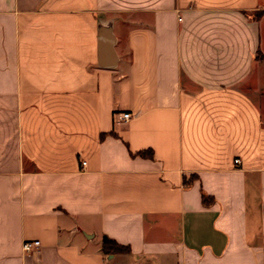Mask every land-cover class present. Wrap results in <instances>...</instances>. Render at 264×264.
<instances>
[{
  "label": "crops",
  "instance_id": "1",
  "mask_svg": "<svg viewBox=\"0 0 264 264\" xmlns=\"http://www.w3.org/2000/svg\"><path fill=\"white\" fill-rule=\"evenodd\" d=\"M0 264H264V0H0Z\"/></svg>",
  "mask_w": 264,
  "mask_h": 264
},
{
  "label": "trees",
  "instance_id": "2",
  "mask_svg": "<svg viewBox=\"0 0 264 264\" xmlns=\"http://www.w3.org/2000/svg\"><path fill=\"white\" fill-rule=\"evenodd\" d=\"M202 199L204 203H206L208 200V198L204 195L202 196ZM102 249L107 253L113 251L121 252L128 250L127 247L117 244L114 240L108 238L107 236L102 237Z\"/></svg>",
  "mask_w": 264,
  "mask_h": 264
},
{
  "label": "built area",
  "instance_id": "3",
  "mask_svg": "<svg viewBox=\"0 0 264 264\" xmlns=\"http://www.w3.org/2000/svg\"><path fill=\"white\" fill-rule=\"evenodd\" d=\"M120 118L123 120V121H128L131 116H130V113L128 112H123L120 114ZM236 162H238V160L236 159L235 160ZM83 164H85V162H83ZM40 246V242L39 240H25L23 243H22V251L24 253H29L31 252L33 249H36Z\"/></svg>",
  "mask_w": 264,
  "mask_h": 264
}]
</instances>
